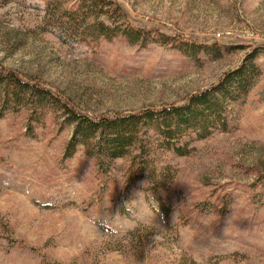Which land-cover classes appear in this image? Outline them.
<instances>
[{"label": "rangeland", "instance_id": "obj_1", "mask_svg": "<svg viewBox=\"0 0 264 264\" xmlns=\"http://www.w3.org/2000/svg\"><path fill=\"white\" fill-rule=\"evenodd\" d=\"M114 1L161 35L67 33L51 0H0L1 66L91 118L182 105L254 52L250 86L225 130L153 154L165 211L129 182L131 156L99 169L80 146L65 157L61 117L0 114V264H264V0Z\"/></svg>", "mask_w": 264, "mask_h": 264}, {"label": "trees", "instance_id": "obj_2", "mask_svg": "<svg viewBox=\"0 0 264 264\" xmlns=\"http://www.w3.org/2000/svg\"><path fill=\"white\" fill-rule=\"evenodd\" d=\"M78 2L77 7L68 10L59 4L52 5L51 0L47 6L48 22L53 26L63 25L67 33L83 28L84 33L97 39L118 35L133 38L152 33L161 35L157 29L133 27L114 0ZM56 13H59L58 17ZM254 55L252 52L236 70L224 74L215 86L190 96L182 105L96 118L77 112L57 93L0 64V114L25 109L29 111L28 128L32 123H41L49 113L61 117L65 125L73 127L72 137L65 146V157H70L80 146L87 157L95 160L99 169L116 159L131 156L133 171L129 182L143 181L145 185L138 189L146 195L151 194L152 201L165 211L156 192L163 186V180L162 172L153 166L155 153L169 151L185 156L195 140L205 138L212 130H225L230 111L250 86L255 69Z\"/></svg>", "mask_w": 264, "mask_h": 264}]
</instances>
